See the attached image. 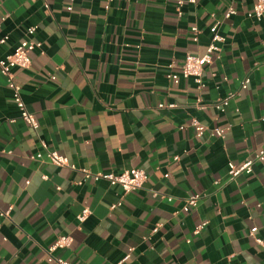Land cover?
Returning a JSON list of instances; mask_svg holds the SVG:
<instances>
[{"label": "crops", "instance_id": "0c3cea01", "mask_svg": "<svg viewBox=\"0 0 264 264\" xmlns=\"http://www.w3.org/2000/svg\"><path fill=\"white\" fill-rule=\"evenodd\" d=\"M255 2L238 0L225 20L232 0L186 4L181 17L176 0H0V57L31 27L42 44L13 81L0 71V264H119L129 252L125 264H264V156L251 175L229 176L264 149ZM217 20L224 42L200 87L182 65L205 54ZM42 141L74 168L51 164ZM130 169L148 180L129 194L95 176ZM61 236L71 246L49 252Z\"/></svg>", "mask_w": 264, "mask_h": 264}, {"label": "built area", "instance_id": "2783aa9c", "mask_svg": "<svg viewBox=\"0 0 264 264\" xmlns=\"http://www.w3.org/2000/svg\"><path fill=\"white\" fill-rule=\"evenodd\" d=\"M114 0H106V9L110 8V5ZM142 1V0H136ZM144 1V0H143ZM238 0H232V4L228 7L227 11L224 14V19L229 20L233 16L237 15V8L234 6L235 2ZM198 0H176V8L178 12V16H182V7L186 4L189 5H197ZM68 10H72L71 7ZM264 16V0H256L252 9L247 13V17L250 19L260 18ZM222 22L217 20L214 22L212 27L210 28L211 33V42L208 45L205 54L202 56H193L187 55L185 61L182 65V75L185 79H194L195 83L200 87L203 86V74L204 70L208 65H211L214 60V55L220 51L219 44L224 42V38L220 34V26ZM193 32L198 33L197 28L192 29ZM27 36L25 40H23L20 45L15 49L14 53L7 55L5 58L0 57V71L1 73L7 77L9 81L14 80V70L15 69H28L31 65V53L35 50H40L42 48V44L33 39L36 34V27H31L27 30ZM8 42V37H4L0 39V46L5 45ZM250 84V79H245L242 83V89H247ZM234 97V94H230L224 100L220 101L215 105L216 109L223 110L224 107L229 105L230 100ZM13 101L16 107L19 110L20 118L24 121L30 128L34 131L39 129V122L34 114L30 113L27 109L25 102L22 99L21 89L20 87H15L13 93ZM201 107V106H200ZM159 108H168L174 109L176 105H159ZM197 122H194L196 125ZM214 133L217 136H221V130L216 128ZM43 148L47 151V157L51 164L57 167H71L74 168L69 160L59 154L56 151H51L48 149V146L45 142L42 141ZM264 156V149L258 153L252 160H247L240 166L230 164L229 165V176L231 180H235L243 174L251 175L253 173V165L255 161L261 159ZM89 174V173H88ZM96 178L107 181L113 187H120L125 194L136 192L144 186L146 181L148 180V175L145 171L140 169H130L126 170L121 174L115 173H99L95 175ZM197 197H191L188 200V204L192 207L197 206ZM115 208V207H113ZM91 214V211L88 208L82 210V212L78 215L77 219L80 223L86 221L88 216ZM207 223H204L199 227V229L204 228ZM198 229V230H199ZM256 242L264 249V241L262 239L256 238ZM72 238L69 236H61L58 238L56 243L50 248L49 252H54L57 249H66L71 246ZM131 259V252H129L119 264H125ZM59 264H69L66 261L58 260Z\"/></svg>", "mask_w": 264, "mask_h": 264}]
</instances>
